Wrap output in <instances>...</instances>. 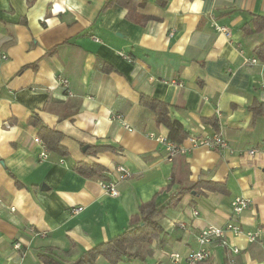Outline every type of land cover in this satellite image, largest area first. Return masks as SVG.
Returning a JSON list of instances; mask_svg holds the SVG:
<instances>
[{
	"label": "crops",
	"instance_id": "crops-1",
	"mask_svg": "<svg viewBox=\"0 0 264 264\" xmlns=\"http://www.w3.org/2000/svg\"><path fill=\"white\" fill-rule=\"evenodd\" d=\"M106 1L0 0V264H41V255L69 264L122 233L152 199L162 208L159 238L149 244L158 264H185L200 229L227 223L255 241L225 232L227 247L213 245L201 264H263L264 117L249 105L264 102V62H250L264 30L242 26L264 15V0H137L132 18ZM139 16L153 19L141 24ZM150 100L166 106L179 139L157 122ZM42 125L62 134L65 154L40 156ZM217 130L231 152L197 146L169 160L156 140L189 147V136ZM97 146L108 148L93 153ZM77 162L101 164L105 177L82 176ZM119 166L127 176L117 181ZM101 180L117 181L118 195ZM201 180L224 190L182 191ZM235 197L250 200L239 215ZM170 252L181 258L172 262Z\"/></svg>",
	"mask_w": 264,
	"mask_h": 264
},
{
	"label": "trees",
	"instance_id": "trees-1",
	"mask_svg": "<svg viewBox=\"0 0 264 264\" xmlns=\"http://www.w3.org/2000/svg\"><path fill=\"white\" fill-rule=\"evenodd\" d=\"M161 5H165V1L159 0ZM119 5L127 9V16L132 18L135 8L137 7V0H107L106 7L110 5ZM138 15V14H136ZM153 19L151 16H139L137 21L144 24L147 20ZM245 34L260 32L264 30V15H254L250 23H245L242 26ZM254 58L264 62V41L253 48ZM149 109L157 112V122L164 123L169 129V138L173 140L179 139L181 128L175 121H170L166 115V106L155 100H150L146 103ZM249 110L254 116L264 117V102L255 101L249 105ZM36 120L32 119L30 122L34 123ZM39 134L41 141L44 143L46 152L56 151L60 154H65V148L61 144L62 134L47 126H40ZM106 146H97L93 149V153L100 149H106ZM110 148V147H109ZM75 170L84 177H105V168L98 163H83L77 162L74 165ZM107 181V180H105ZM201 188L206 191H222L224 187L217 182L209 180H201L193 183L190 187L183 188L182 191H189L192 189ZM172 197V196H171ZM173 199V197H172ZM158 203L152 199L139 206L138 212L131 216L128 227L119 235L107 240L104 243L94 245L87 249L83 255L69 264H95L98 256L105 258L110 264H119L124 260H131L137 257L136 251L129 250L130 247L138 244H150L153 240L159 238L160 230L159 223L155 217L160 212ZM41 264H61L59 261L50 258L49 256H39ZM201 264V263H200Z\"/></svg>",
	"mask_w": 264,
	"mask_h": 264
},
{
	"label": "built area",
	"instance_id": "built-area-1",
	"mask_svg": "<svg viewBox=\"0 0 264 264\" xmlns=\"http://www.w3.org/2000/svg\"><path fill=\"white\" fill-rule=\"evenodd\" d=\"M212 26L215 30L222 32L225 36L229 37V29L225 26H221L216 24L215 22H212ZM127 60L130 61V57L126 56ZM251 63H258V60L256 58H251ZM59 83L66 85L67 80L63 78H58ZM111 119H117L120 122L123 123L122 117L119 114H112ZM123 126L127 128L128 130H131L129 126L123 123ZM149 136H153L152 133L149 134ZM156 140L163 144L164 149L168 155V159L170 160L174 155L176 154H185L189 150H191L192 147H205L208 149H216V150H228L231 152V148L227 141L223 138L222 133L217 130L213 132L211 135L206 136H189L188 141L190 143L189 147H186L182 144H178L177 142H173L169 140L168 138L164 136H157ZM34 141L39 143L41 148L43 149V152H41L40 156L45 158L46 157V149L44 146V143L39 139L38 137L34 138ZM255 148H249L245 152L249 155H253L255 153ZM244 153V152H243ZM118 177L117 181L124 179L127 176L126 170L119 166L117 168ZM113 180H101L99 181V184L101 188L108 193L111 196H117L118 191L116 188V182ZM249 199L242 198V197H235L231 201V207L234 215H239L241 211H243L244 208L249 203ZM82 206L73 207L70 209V213L72 215L79 213L82 210ZM193 214L196 215L197 211H193ZM180 227H184V224L179 223L177 224ZM225 232H232L235 235L242 234L246 236L247 240L249 242L255 241L257 234L252 232H243L241 227L237 223H227L223 227H215V226H206L199 230V232L196 235V248L189 250L184 256V263L185 264H200L205 262L211 254V248L213 245H219L222 247H227V242L224 238ZM14 246L16 248L19 247L18 243H15ZM232 253L236 254L238 253V248L231 246ZM169 260L172 262H177L181 258V254L178 252H170L168 254ZM232 262V261H231ZM264 264V262H263Z\"/></svg>",
	"mask_w": 264,
	"mask_h": 264
},
{
	"label": "rangeland",
	"instance_id": "rangeland-1",
	"mask_svg": "<svg viewBox=\"0 0 264 264\" xmlns=\"http://www.w3.org/2000/svg\"><path fill=\"white\" fill-rule=\"evenodd\" d=\"M164 228V227H163ZM197 235V234H196ZM196 241V237H195ZM129 250L136 251L138 256L137 258L145 261L146 264H158V253L157 248L149 247V244H138L130 247ZM100 260V261H99ZM89 264V263H86ZM95 264H108L103 257H98V260ZM119 264H131L129 260H124L119 262Z\"/></svg>",
	"mask_w": 264,
	"mask_h": 264
},
{
	"label": "water",
	"instance_id": "water-1",
	"mask_svg": "<svg viewBox=\"0 0 264 264\" xmlns=\"http://www.w3.org/2000/svg\"><path fill=\"white\" fill-rule=\"evenodd\" d=\"M84 149V148H83ZM44 187L42 186V189H43Z\"/></svg>",
	"mask_w": 264,
	"mask_h": 264
}]
</instances>
